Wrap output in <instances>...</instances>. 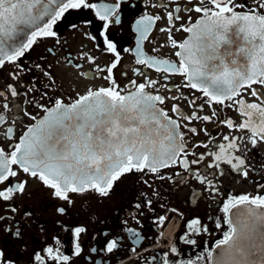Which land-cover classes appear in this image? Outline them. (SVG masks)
I'll use <instances>...</instances> for the list:
<instances>
[{
    "label": "flooded vegetation",
    "instance_id": "obj_1",
    "mask_svg": "<svg viewBox=\"0 0 264 264\" xmlns=\"http://www.w3.org/2000/svg\"><path fill=\"white\" fill-rule=\"evenodd\" d=\"M86 3L118 7L107 21L99 18L97 8H69L52 25L54 36H36L23 56L15 62L5 60L0 66L3 94L0 115L5 117L0 122V147L11 151L28 128L45 115L41 106L50 108L57 98L71 103L89 89L113 87V81L117 90L125 94L136 90L133 81L138 85L152 80L157 83L146 91L163 97V103H157V107L178 121L189 167L186 169L179 162L185 159L181 154L176 164L161 168L158 173L145 169L121 175L107 195L88 188L68 192L67 200L55 196L54 189L38 178L19 171L16 177L0 183V190H4L27 181L23 192H15L8 200L0 198L2 259L10 264H164L165 261L214 264L222 251L216 248V243L229 231L224 205L240 195L264 196V142L253 147L248 139L249 130L228 127L227 120L238 125L245 119L232 101L209 104L201 91L185 87L184 76L146 67L137 63L136 55L139 50L147 57L178 65L180 58L175 53L180 49L173 47L172 41L189 38L190 33L182 27L195 25L201 19L202 13L194 9L203 5L200 0H86ZM235 3L258 9L256 0H235ZM258 10L264 13V9ZM169 12L174 18L171 21ZM146 18H151V27L141 37L138 21L147 23ZM109 43L115 45V53L108 48ZM9 85L15 87L17 96L10 94ZM252 87L264 94V86ZM239 98L261 103L250 89L242 90ZM193 116L212 118L184 119ZM225 136L241 138L235 141L241 150L231 151L230 156L226 153V159L232 156L245 159L247 176L209 155L218 153L219 145L228 143ZM196 160L198 163H193ZM213 163H218V167H209ZM13 168L18 170L15 165ZM77 228L84 231L77 235ZM112 241H116V247L108 252L107 244ZM49 247L53 248V255H66L69 260H53L47 252ZM36 255L42 259L35 260Z\"/></svg>",
    "mask_w": 264,
    "mask_h": 264
},
{
    "label": "snow or ice",
    "instance_id": "obj_2",
    "mask_svg": "<svg viewBox=\"0 0 264 264\" xmlns=\"http://www.w3.org/2000/svg\"><path fill=\"white\" fill-rule=\"evenodd\" d=\"M50 2L56 3V0ZM256 2L258 9H264V0ZM200 4L203 6H197L194 10L202 13L201 19L195 25L182 27L183 31L190 33L189 38L183 42L172 41L173 47L180 49L175 53L180 58L178 65L147 57L139 50L136 52L139 57L137 63L184 76L187 81L185 87L201 91L208 97L209 104L232 101L245 119L238 125L231 120L225 123L229 128L249 130V142L256 147L258 142H264V94L252 87L253 84L264 86V13L237 4L235 0H200ZM81 6L97 8V15L105 21L118 7L106 4L98 7L86 3V0H64L53 12L44 6V0H0V66L5 60L15 62L23 56L36 36H54L51 27L56 20L67 9ZM237 8L248 10L237 12ZM45 17H51L50 21L39 27L38 22ZM168 18L170 21L174 19L171 12ZM146 19L147 23L145 20L138 21L137 30L141 37L151 27V18ZM18 25L32 27L31 38L19 47L7 45L6 41L17 34ZM162 31L170 32L171 29ZM108 48L116 52L114 44L109 43ZM112 67H115V63ZM21 71L24 69L21 68ZM15 75L18 79V74ZM156 83L148 80L137 85L133 81L136 90L121 94L113 81V87L89 89L71 103L66 104L57 98L52 107L41 106L45 115L28 128L12 150L6 152L0 147V183L16 177L22 171L54 189L55 196L67 200L68 192H83L88 188L107 195L113 182L121 175L145 169L158 173L161 168L176 164L181 154L185 159L179 162L187 169V153L182 143L183 134L178 131V121L157 107V103H163V97L146 91L147 87ZM8 87L12 96L18 95L15 87ZM245 89H250L251 95L260 99L261 103H248L239 98ZM4 107L7 108V103ZM194 118L208 121L212 117H184ZM4 120L5 117L0 115V122ZM11 131L9 128L8 132ZM239 139L225 136L224 140L228 143L219 145V152L209 155H214L216 162L224 160L247 176L245 159L241 156L226 159V153L230 156L231 151L241 150V145L235 142ZM193 163H198V160ZM14 165L18 170H14ZM209 167H218V163ZM26 183L22 181L0 190V198L8 200L15 192H23ZM223 211L228 214L226 223L229 231L216 243V248L222 251L215 257L214 264H264V196L234 197L224 205ZM217 227L220 225L217 224ZM83 231V228L75 229L77 235ZM16 235H19V230ZM115 247L116 241H112L107 244V251L111 252ZM79 250L77 245V253ZM47 252L53 260H69L66 255H53L51 247ZM208 255L211 257L212 253ZM2 258L3 252L0 251V264H10ZM41 259L39 255L35 256V260Z\"/></svg>",
    "mask_w": 264,
    "mask_h": 264
},
{
    "label": "water",
    "instance_id": "obj_3",
    "mask_svg": "<svg viewBox=\"0 0 264 264\" xmlns=\"http://www.w3.org/2000/svg\"><path fill=\"white\" fill-rule=\"evenodd\" d=\"M64 0H56V3H51L50 0H44V6L50 8L51 11H55L60 3ZM50 17H45L43 20L38 22V26L41 27ZM34 29L27 25H18L17 34L13 36L12 39L6 41L7 45H12L13 47H19L21 43H25ZM11 49H9L10 51Z\"/></svg>",
    "mask_w": 264,
    "mask_h": 264
}]
</instances>
